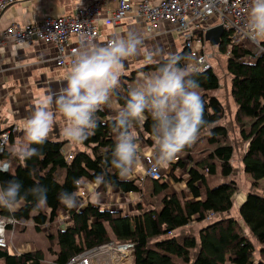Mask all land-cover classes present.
I'll return each instance as SVG.
<instances>
[{"label":"trees","instance_id":"obj_1","mask_svg":"<svg viewBox=\"0 0 264 264\" xmlns=\"http://www.w3.org/2000/svg\"><path fill=\"white\" fill-rule=\"evenodd\" d=\"M216 51L219 55H227L224 64L231 76L230 94L236 106L232 119L239 128L240 138L237 142L229 141V129L222 123L224 105L212 94L220 87L216 71L213 67L194 70L193 78L199 83L204 118L208 121L207 130H201L196 142L204 140L207 147L194 155L195 142L178 155L175 163H171L170 172L171 178L178 181L175 173L185 171L187 195L185 191L181 194L164 193L168 183L162 173L161 179H147L150 193L162 194L159 208L145 209L139 204L138 213L127 215L118 209H108L89 201L82 203L79 200L73 209L62 205L59 200L61 193L79 190L74 180L80 179L82 184L94 182L101 173L105 174L108 182L105 185L119 192L137 193L142 190L139 177L121 180L111 167V152L115 146L112 125L116 115L98 111V127L94 134L70 153L64 149L66 141L51 137L43 145H33L38 149V155L23 162L13 155L12 149L5 147L0 153V161L9 162L8 171H0V185L6 186L9 180L16 179L23 185L22 192L37 185L48 189L45 208L37 209L29 196L14 214L0 209V217L32 220L35 229L41 230L45 223L57 219L60 210L68 216L64 227L47 234L49 242L57 246L56 250L49 247L54 255L53 261L47 263L44 252L37 248L16 254L0 248L3 264H66L74 255L108 240L133 243L131 264H264V193L256 191L259 181L264 179V51L254 54L233 41L232 29L224 28ZM176 55L187 57L188 49L185 47ZM166 59L135 69L124 80L133 81L137 72H155ZM124 83L127 84L122 81L114 97L120 106L125 104L127 97L128 88ZM146 116L140 126V134L151 145L153 120L147 113ZM137 126L139 124L134 125ZM236 143L244 144L241 163L244 173L251 179V190L238 208L240 221L225 216L232 209L233 197L238 190L232 177ZM186 158L187 163L184 161ZM217 171L230 180L211 187L206 173L215 174ZM216 213L221 217L200 228L197 237L180 233L192 221L209 220ZM7 227L13 228L11 225ZM251 237L261 244L256 259L253 258L255 247Z\"/></svg>","mask_w":264,"mask_h":264},{"label":"clouds","instance_id":"obj_2","mask_svg":"<svg viewBox=\"0 0 264 264\" xmlns=\"http://www.w3.org/2000/svg\"><path fill=\"white\" fill-rule=\"evenodd\" d=\"M243 32L253 43H264V0H249ZM143 42V36L132 31L124 37H113L104 46L81 40L73 53L65 86L56 97L46 96L38 102L24 125L23 140L12 149L13 155L22 162L38 155L33 145L47 141L57 114L64 120L61 135L73 144L83 143L98 127L97 112L107 106L117 112L112 125L115 146L110 165L119 179H131L142 166L140 144L132 129L135 124H143L146 113L153 120L150 174L168 168L198 140L202 129L207 130L208 121L204 118L199 83L193 78L195 73L190 67L180 66L182 60L190 58L176 54H170L155 72H141L135 85L127 90L125 104L116 103L114 97L121 86L125 61L141 54ZM156 55L146 53L144 62L156 63ZM0 171L8 170L0 168ZM107 183L105 174L101 173L91 186ZM74 184L79 188L82 181L76 179ZM22 189V183L16 179L9 180L6 186L0 185V209L14 214L29 196L37 209L46 207V187L37 185L24 192ZM59 200L66 208L73 209L78 206L80 194L64 192ZM92 203L99 201L94 197ZM10 219V216L0 218V235H3L2 225Z\"/></svg>","mask_w":264,"mask_h":264},{"label":"built area","instance_id":"obj_3","mask_svg":"<svg viewBox=\"0 0 264 264\" xmlns=\"http://www.w3.org/2000/svg\"><path fill=\"white\" fill-rule=\"evenodd\" d=\"M14 1L16 0H0V17L5 8ZM105 5V0H96L83 8H78L75 14L47 15L39 21L27 24L11 22L0 31V46L9 42L31 45L35 39H39L54 46L53 60L57 66L70 68L73 53L78 48L71 42V36H78V41H92L98 37L100 20L105 25L114 27L120 24L129 13H133L134 18L144 21L148 36L157 31L161 21H168L177 30L182 31L185 47L188 49L187 57L190 60H183L180 66L190 67L193 71H203L213 66L210 55L204 50L205 30L201 33V29L211 18H215L216 23L222 28L233 30L235 43H245V47L250 50L252 47H248V44L253 45L255 54L264 51L262 44L253 43L243 32L249 0H162L158 3H152L149 0H116L115 7L101 16V10ZM111 39L106 40L104 45ZM17 131V127L13 125L0 133V153L8 144L10 135ZM140 154L143 163V174L140 179L144 177L161 179V169L155 174H150L151 153ZM8 164L7 160H1L0 168L7 169ZM78 192L80 200L87 202L84 200L89 196V190L82 184ZM25 222L27 221L13 218L4 222L3 235H0V248L9 249L10 246L4 236L7 225L11 224L14 227L16 224ZM133 246L131 242L108 240L74 255L66 264H128L132 259Z\"/></svg>","mask_w":264,"mask_h":264},{"label":"crops","instance_id":"obj_4","mask_svg":"<svg viewBox=\"0 0 264 264\" xmlns=\"http://www.w3.org/2000/svg\"><path fill=\"white\" fill-rule=\"evenodd\" d=\"M93 1L96 0H16L9 4L3 11V14L0 17V31L11 22L27 24L39 21L47 15L75 14L78 8H83ZM105 1L106 5L103 6L101 10V16H104L107 11L113 9L116 5V0ZM149 1L152 3H158L162 0ZM217 25L215 18H211L203 26L201 33L203 30L206 32L208 29ZM130 31L141 34L144 42L141 48V54L125 61L124 68L130 67L134 70L147 65L144 62V56L149 52L154 54L158 53V55L155 56V60L159 61L168 57L170 54H176L185 48L183 32L177 30L171 23L168 21H161L157 31L153 35L148 36L144 21L134 18L133 13H129L120 24L114 27L105 25L100 20L98 22V37L89 42L98 46H104L106 40L115 36L124 37ZM78 39V36L70 37L71 42L79 47L80 41H78ZM203 44L205 51L207 45L212 49L216 48V45H210L205 39V33ZM251 51L254 54L256 53L254 50ZM54 55V46L39 39H35L31 45L9 42L0 46V133L13 125L18 129L17 133L13 134L12 141L9 139L8 144L6 145L7 149H13L23 140L24 125L31 116L38 102L46 96L56 97L65 86L66 82L63 74L65 72L67 73L69 68L57 66L53 60ZM152 72V70H148L143 73L147 74ZM140 73L141 72H137L135 79L129 83L131 87L137 82ZM38 81H44V83L42 82L44 91L41 90L40 87H35V84ZM219 88L217 90H219ZM217 90L213 91L212 94L222 100V95L218 93ZM226 101L231 103V107H233L235 111L236 106L231 94L226 96ZM5 103H7V106L3 105ZM53 111H55L54 106ZM103 111L109 115L117 114L115 108L107 106L104 107ZM140 126L141 124L132 129L136 135L137 142L140 144V153H151L154 148V141L150 138L152 144H147L140 134ZM63 127V117L57 114L56 123L49 137L66 141L64 147L72 144L79 148L80 144H73L61 135ZM240 167H242L241 162ZM237 168L238 167L235 166V169ZM142 174L143 163L141 168L131 179L138 177L141 178ZM178 177L179 180H173L172 184L177 185L180 190L184 191L186 189L187 176L183 175ZM91 184L92 182H83L84 187H86L89 192L94 191L96 188L91 186ZM169 187H172L170 182L168 188ZM110 188H112V193L116 194L117 189L107 185V190H110ZM96 189L99 191L98 187ZM126 195L131 194L126 193ZM118 196L121 197L123 195L119 194ZM66 218H68V216H66ZM60 227L64 226L60 225ZM14 249L16 250V248Z\"/></svg>","mask_w":264,"mask_h":264},{"label":"rangeland","instance_id":"obj_5","mask_svg":"<svg viewBox=\"0 0 264 264\" xmlns=\"http://www.w3.org/2000/svg\"><path fill=\"white\" fill-rule=\"evenodd\" d=\"M245 43L242 44V46L245 47ZM252 47V50L255 51V47L251 44H248V47ZM207 53L210 55V61L212 63L213 69L216 71L219 77L220 81V88L217 90L218 93L222 95V103L225 108V116L222 120V123L226 124L228 129H229V141L231 140L232 142H237L239 140V128L238 126L234 125L233 119L234 118V108L231 107V103L226 101V96L230 95V83H231V76L230 74L226 71L225 68V59L227 55H219L216 51V48H211L209 45H207L206 48ZM138 69V68H137ZM69 70V69H68ZM135 70V69H134ZM131 71H133V68L127 67L124 68V75L121 77V84L122 81L126 82L127 84L126 87L129 89L131 85L129 84L131 81L124 80L126 76H129ZM64 73V72H63ZM66 72L63 74L66 76ZM42 82L44 81H38L35 84V87H40L41 90L44 91V87H42ZM211 92V91H210ZM211 95V94H210ZM4 106H7V103L3 104ZM196 147L194 148V155H196V152L207 147L206 142L204 140H201L199 142H196ZM236 145V151L234 153V157L232 159V164L234 166L233 170V178L236 180L237 183V192L235 193L233 197V207L232 209L225 214V216H232L235 219L240 221V216L238 213V208L240 203L244 200L246 193L251 190L250 187V182L251 179L248 174L244 173L242 167H240V162H241V155L242 152L244 151V144H235ZM241 145L243 147L241 148ZM78 147L73 146L72 144L65 147V151L67 153H70L74 151V149H77ZM201 155V154H199ZM187 156V155H186ZM187 163V158L184 160ZM171 165L170 164L168 168L166 169H161L162 173L165 174V180L170 182V185L172 187H167L164 193L171 194H181L183 192L180 190V188L177 185L172 184L173 179L170 176L171 172ZM235 166L238 167L235 169ZM175 175L178 176H183L185 174L184 170H179L178 172L175 173ZM206 176L208 178V183L211 187L216 186L217 184H220L222 182L230 180V178H225L223 177L219 171H217L215 174H209L206 173ZM167 177V178H166ZM149 178L144 177L143 179H140L139 177V183L141 184V191L137 193H130L131 195H126V193L119 192L117 190L116 194L112 193V188L110 190H107V186L101 185L99 186V191L98 189H94V191L90 192L89 196L85 198L84 201H89L92 203V199L95 197L98 199L99 205L105 206L106 208L109 207V209H118L120 210L123 214L127 215H133L135 213H138L137 205L142 204L143 208H159L161 206L160 202V197L162 194L159 195H152L150 193L149 185L150 182L147 180ZM180 186V185H179ZM264 179L259 181V188L256 189V191L264 193ZM185 195L186 189L184 190ZM122 194L123 196L119 197L118 195ZM83 203V200H80ZM79 204V203H78ZM221 217L220 214H214L210 217L209 220H203V221H192L184 230L180 231V233L194 235L195 237L198 236V231L200 228L204 227L206 224L209 222L218 220ZM68 218H66V215L64 211L60 210L57 216V219H55L53 222H47L45 223L44 226L41 227V230H36L32 220H28L25 223L22 224H16L13 228L6 227L5 228V239L7 241V244L9 246V250L12 254L24 252V251H30L34 249H41L44 252L45 255V261L51 262L54 259V255L50 252L49 247L52 248V250H56L57 246L54 243H50L49 239L47 237V234L49 233H54L60 225H65L67 222ZM11 225V224H10ZM12 226V225H11ZM243 228V231H245V228ZM251 240L254 244V254L253 258L258 257V250L261 246L258 241L253 239L251 237ZM13 246V247H12ZM16 248V250L14 249ZM133 259V255H132ZM131 259V261H132ZM129 262L130 264L132 262ZM128 263V264H129ZM0 264H3V262L0 260ZM230 264V263H229Z\"/></svg>","mask_w":264,"mask_h":264},{"label":"water","instance_id":"obj_6","mask_svg":"<svg viewBox=\"0 0 264 264\" xmlns=\"http://www.w3.org/2000/svg\"><path fill=\"white\" fill-rule=\"evenodd\" d=\"M223 33V28L221 25H217L208 29L205 32V39L210 43V45H217L220 41V37Z\"/></svg>","mask_w":264,"mask_h":264},{"label":"bare ground","instance_id":"obj_7","mask_svg":"<svg viewBox=\"0 0 264 264\" xmlns=\"http://www.w3.org/2000/svg\"><path fill=\"white\" fill-rule=\"evenodd\" d=\"M176 161V160H175Z\"/></svg>","mask_w":264,"mask_h":264}]
</instances>
